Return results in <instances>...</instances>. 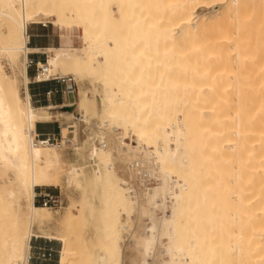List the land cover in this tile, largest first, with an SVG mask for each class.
<instances>
[{"label": "bare ground", "instance_id": "6f19581e", "mask_svg": "<svg viewBox=\"0 0 264 264\" xmlns=\"http://www.w3.org/2000/svg\"><path fill=\"white\" fill-rule=\"evenodd\" d=\"M40 20L81 27L83 43L47 50L44 78L89 75L102 86L92 103L81 94L61 107L84 128L91 113L102 121L94 138L105 164L58 217L34 204L35 188L58 187L62 162L59 148L34 141L36 123L52 118L28 92L27 26ZM260 66L264 0H0V179L12 174L0 183V264H26L31 238L51 225L59 264H98L95 254L99 264H264ZM95 222L93 244H80Z\"/></svg>", "mask_w": 264, "mask_h": 264}, {"label": "rangeland", "instance_id": "374dc122", "mask_svg": "<svg viewBox=\"0 0 264 264\" xmlns=\"http://www.w3.org/2000/svg\"><path fill=\"white\" fill-rule=\"evenodd\" d=\"M112 8L115 9L116 8L115 5H112ZM148 10L149 11L151 10V6L148 7ZM215 10H217V9H215ZM39 22H46V20H40ZM40 26H42V25L41 24H39V25L29 24L27 26L28 34H29V29L31 27H40ZM47 26H49L51 29H56L59 31L61 38L63 40V43L61 44V46L65 43L66 45L76 47L77 49L82 48L83 43H81V40L79 37L81 34V31H80L81 27H78L79 30L76 28L70 30V29H66V28L63 29V28L57 27L56 25L50 24V23ZM68 38H70V39H68ZM81 44H82V46H81ZM79 46H81V47H79ZM156 49H157V47L152 46V45L149 47L148 54L150 57L147 59L148 60V64H147L148 67H147L146 71H148L150 69V66L152 65L153 54L155 53ZM44 59H46L45 56H44ZM253 65H255V64H253ZM255 66L258 67V65H255ZM261 67L262 66H260V72H262V74L264 75V72H263L264 67L263 68H261ZM5 68H6L7 73H9L10 70L8 69V67H5ZM262 69H263V71H262ZM257 70L259 71V68ZM55 73L58 74V72H55ZM55 73H53V74H55ZM27 74H28V72H27ZM61 76H64V78H68V77L72 78L73 82H74L73 92L70 93L72 100L70 101L69 104H72V103L76 104L78 102V97H80L81 94L85 95V97L87 99H89V101H91V103L94 100H96L98 97L102 96L101 83L93 76L85 75L82 77H77V76L71 75L70 73H65L64 75H61ZM28 78H29V76H28ZM29 82H31L30 78H29ZM126 82H128V81L126 80ZM19 85H20V92L22 93L24 90H23V83H22L21 79H20ZM149 85H153V82H150ZM125 88H127V86H125L122 89V91H125L126 90ZM150 100H151V98L148 99V102ZM31 106L33 108H36L35 104H31ZM64 106H66V105H64ZM46 108L49 109L47 112L52 116V118L50 119L51 121H49L47 123H43V124L55 126L56 127V133L55 134L58 133V129H57L58 124L61 126V129L64 126L67 127L66 131L62 132V130H61L62 136L69 137V136L74 135L73 146L82 147L79 150H76L75 147L74 148H65L64 147V148L57 150V153L60 155V158L62 160V162L55 168V172L58 174V178H59L58 187L35 188L36 196L39 194H50L52 196L57 197L58 200L61 201L62 206L60 209H58V208L52 209V210L49 209V212L52 216L58 217V216L62 215L68 207L71 206V202L76 203V205H77V203L80 204L83 202L82 200H84V199L81 195L80 185L83 183V181L85 179L88 180V184L91 186L93 184L94 185L98 184L97 178L100 177V174H102L104 164H105V159L103 156L96 153V150H97L96 147H98V145L96 143H94L92 140L94 139V137H98L100 139V127L102 125L101 124L102 121L100 122V120H98L96 118L95 114L93 115L91 113V115L89 116L90 117L89 124L87 126H85V128H84L82 126V124H80L77 121L75 122V120L72 117L68 118L70 116L66 117L62 114L67 109L61 108V107H53L51 105L46 107ZM105 121H110V120L105 119ZM103 123H105V122L103 121ZM69 126H71V127L68 128ZM44 131H46V128H43V132ZM128 132L129 131H127L126 133H128ZM70 133H72V135H70ZM126 136L128 137V138L127 137L125 138V141L127 143H131L130 141L132 139L133 145H136L135 143L138 141L136 137H132L131 135H128V134H126ZM89 137H92V140H90ZM129 137H131V138H129ZM84 142H86V143H84ZM81 145H83V146H81ZM13 160L15 163L17 162V159H13ZM91 161H98L99 162L97 168H95L92 165ZM124 165H126V164H124ZM10 173L11 172L4 174L3 179H0V183L5 182L7 185H10V183L8 182V178H7V177L12 178V174H10ZM49 174H51V173H49ZM229 178H232V177L230 176ZM229 180H231V179H229ZM228 182H230V181H228ZM228 182H227V184L229 186ZM228 186L226 188V190L228 189V192H226V193H228L229 198H231L232 195L229 192L233 188H231L229 190ZM152 187H154V186H152ZM232 192H233V190L231 191V193ZM226 196H227V194H226ZM86 197L89 198V194H87ZM101 197H102V195H101ZM37 201H38V199L35 197V202H37ZM35 205L40 206L38 204H35ZM15 209H17V203L16 202H15ZM166 210H169V207H167ZM72 212L75 213V209H73ZM154 214L156 215L157 218L162 217V212L158 211V212H155ZM228 219L229 218H227V220ZM96 223L97 222H95L93 225L87 226V227L82 228L80 230L81 234L78 235L80 244H83L87 241H88L87 245L89 244V242H92L91 245L93 244L94 240H91V239H90L91 241L89 239L85 240V238L87 239V238L91 237V234L94 231L93 226H95ZM227 224L230 226L231 223L228 222ZM54 228L55 227L52 225L49 228L45 227V229H44L45 235L44 236L54 237L55 236L54 230L56 229V228L55 229ZM46 229H48L49 231ZM85 231H89V232H87L85 235L84 234ZM35 241L36 242H42L43 244H46V245L49 244L50 242L54 243L57 246L58 252L60 250V243H58V242L49 241V240H45V239L35 240L34 238H32L31 246L33 245V243ZM160 242L164 245L167 244V240L164 238H161ZM5 253H7V251H5ZM95 253H96V251L94 252V254ZM160 254H161V256L164 257L165 252H164L163 248L160 249ZM84 257H82L83 262H86L87 259L84 260ZM93 259L96 260V262H98V264L101 262L100 260H98L97 254H95L94 258H92L91 260H93ZM159 260H160V257H159ZM58 264H59V262H58Z\"/></svg>", "mask_w": 264, "mask_h": 264}, {"label": "crops", "instance_id": "0c3cea01", "mask_svg": "<svg viewBox=\"0 0 264 264\" xmlns=\"http://www.w3.org/2000/svg\"><path fill=\"white\" fill-rule=\"evenodd\" d=\"M43 24V22L37 23V25ZM49 23H46V26H40V27H31L29 29V44L28 47L35 52H31L28 54L27 61L32 60L33 62H40L42 63L44 61L43 54L47 50H55L59 49L60 47L64 46L65 43L61 46L63 43V40L61 38V35L58 30L51 29L49 26ZM70 29L71 28H66ZM79 30V28H77ZM28 31V28H27ZM60 46V47H59ZM28 76L31 80V82L28 85V92L30 94V103L36 105V109L38 108H46L48 106L53 107H62L64 105H69L70 101L72 100L70 94L63 93V94H57L52 96L51 99L46 100L44 97V94L55 88V87H62V85H58L54 82H48V83H41V84H33L32 78L34 76V69L30 68L27 69ZM64 89V88H63ZM43 123L47 122H38L35 125V132L43 135V134H55L56 133V127L46 125ZM43 128H46V131L43 132ZM36 194V192H35ZM32 238L36 239H45L49 241H55L60 243V250L58 252L57 246L54 243L49 244H43L42 242H34L31 246V240ZM30 240L28 251H27V259L26 264H58L60 261L61 255H62V245L61 242L58 240H55L53 237H47V236H33ZM58 254V255H57Z\"/></svg>", "mask_w": 264, "mask_h": 264}, {"label": "built area", "instance_id": "2783aa9c", "mask_svg": "<svg viewBox=\"0 0 264 264\" xmlns=\"http://www.w3.org/2000/svg\"><path fill=\"white\" fill-rule=\"evenodd\" d=\"M42 26L45 27L46 25H42ZM43 56H45V58H46L45 54H43ZM39 64H42V65L39 66ZM45 65H46V59H44V61L42 63L33 62L32 60H28L27 69H30V68L34 69V76L32 78V83L33 84H41V83L54 82L58 85H62V87L64 88L63 89L61 87H55V88L47 91L44 94V97L46 98V100L51 99L52 96L57 95V94L72 93L73 92V86H74L73 79L69 78V77L64 78V77H60V76H51L49 78H44ZM70 127L71 126H69L68 128H70ZM57 129H58L57 134L40 135V134L36 133L34 136L35 143L37 145H43V146H46V145L55 146L59 149L64 148V147L65 148H74L75 146H73V135H72V133H70V135H72V136H69V138H71V139H69V138L64 139V137L61 134V126L59 124L57 125ZM93 142L96 143L98 146H100V141L98 138H94ZM91 162H92V165L95 168H97L98 162L97 161H95V162L91 161ZM137 166H136V168H138ZM136 168H135V170H137ZM138 169H139V171L137 173V177L141 181H143L142 184L146 187H149V188L154 186L156 183V179L150 175L149 170L144 168V167L143 168L139 167ZM36 198L38 199V201L37 202L34 201V204H38V205H40L44 208H48L50 210L57 209V208L60 209L62 206L61 201H59L57 197L52 196L50 194H39L36 196ZM34 239L37 240L36 238H34Z\"/></svg>", "mask_w": 264, "mask_h": 264}]
</instances>
